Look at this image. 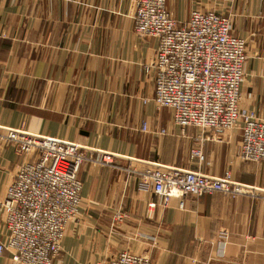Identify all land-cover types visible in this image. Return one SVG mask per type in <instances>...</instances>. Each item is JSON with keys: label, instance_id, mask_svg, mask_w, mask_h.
Returning a JSON list of instances; mask_svg holds the SVG:
<instances>
[{"label": "crops", "instance_id": "crops-1", "mask_svg": "<svg viewBox=\"0 0 264 264\" xmlns=\"http://www.w3.org/2000/svg\"><path fill=\"white\" fill-rule=\"evenodd\" d=\"M135 1L0 0V127L75 143L92 157L78 169L81 207L52 264H95L123 251L154 264H264V162L238 157L239 128L201 135L156 106L157 41L134 33ZM166 5L181 25L193 9L230 18L246 43L240 108L264 120V0ZM22 161L0 146V202ZM155 166L229 173L255 196L215 193L164 206L142 180ZM0 264H14L8 252Z\"/></svg>", "mask_w": 264, "mask_h": 264}, {"label": "built area", "instance_id": "built-area-1", "mask_svg": "<svg viewBox=\"0 0 264 264\" xmlns=\"http://www.w3.org/2000/svg\"><path fill=\"white\" fill-rule=\"evenodd\" d=\"M132 19L138 37L157 41L151 62L156 106L169 109L175 125L193 127L201 135L239 128L238 157L244 162H264V120L240 108L246 43L232 33L230 18L193 9L181 25L169 13L166 0H136ZM1 145L13 147L23 161L0 202L5 229L0 257L8 252L14 264H52L81 207L78 169L92 157L75 143L7 127H0ZM192 155L201 157V151L194 149ZM141 174L144 185L151 187L164 206L172 198L182 201L215 193L255 196L252 187L233 181L229 173L212 177L155 166ZM126 217L119 212L115 221ZM95 264L154 261L147 254L123 251Z\"/></svg>", "mask_w": 264, "mask_h": 264}]
</instances>
